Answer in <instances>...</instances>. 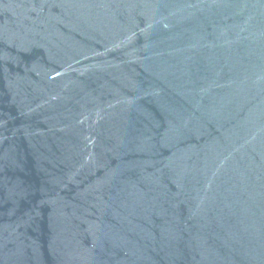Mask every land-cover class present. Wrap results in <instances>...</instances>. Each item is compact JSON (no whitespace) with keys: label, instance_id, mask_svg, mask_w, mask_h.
Returning a JSON list of instances; mask_svg holds the SVG:
<instances>
[{"label":"water","instance_id":"obj_1","mask_svg":"<svg viewBox=\"0 0 264 264\" xmlns=\"http://www.w3.org/2000/svg\"><path fill=\"white\" fill-rule=\"evenodd\" d=\"M0 264H264V0H0Z\"/></svg>","mask_w":264,"mask_h":264}]
</instances>
